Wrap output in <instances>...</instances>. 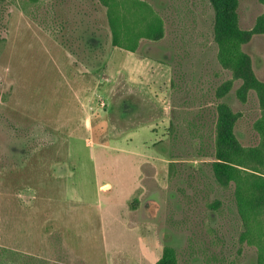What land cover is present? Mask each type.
<instances>
[{
	"label": "rangeland",
	"instance_id": "1",
	"mask_svg": "<svg viewBox=\"0 0 264 264\" xmlns=\"http://www.w3.org/2000/svg\"><path fill=\"white\" fill-rule=\"evenodd\" d=\"M141 1L164 36L131 53L112 46L98 0H0V264H156L164 246L178 264H256L231 190L208 193L181 164L173 174L186 151L170 126L197 113L212 137L222 102L238 115V143L256 147L262 103L254 91L239 97L242 80L218 64L209 0ZM263 16L264 0H236L247 66L264 84ZM133 153L138 185L121 162ZM118 185L129 195L108 199L103 214L98 190Z\"/></svg>",
	"mask_w": 264,
	"mask_h": 264
},
{
	"label": "trees",
	"instance_id": "2",
	"mask_svg": "<svg viewBox=\"0 0 264 264\" xmlns=\"http://www.w3.org/2000/svg\"><path fill=\"white\" fill-rule=\"evenodd\" d=\"M98 1L105 8L113 47L135 53L141 41L163 38V20L147 3L141 0ZM209 1L215 13L214 41L217 45L218 64L231 70L242 80L239 97H245L249 91H254L262 103L263 113L256 122L260 142L256 147L241 146L233 132L238 115L227 104L218 103L213 111L215 122L213 121L212 137L209 134L207 138L202 133L199 125L201 117L197 113L192 115L194 120L183 128L180 123L171 124L172 145H182L180 150L186 151L184 155L173 156L174 160L180 161L171 163L172 172H180L177 164H181L179 166H187L193 171L195 181L201 182L208 193L213 189H221L223 192L231 190L238 239L240 243L255 250L256 264H264V84L256 80L247 66L242 50L246 37L238 31L233 21L236 0ZM262 28L264 31V16ZM226 92L227 90L219 93L217 98L220 99ZM175 111L173 118L177 120L179 115ZM209 142H212V147ZM189 156L193 160L202 161L205 168L187 163L191 160ZM207 159L213 160L205 162ZM214 202L213 208L217 211L224 205L217 199ZM212 260L217 264H227L217 257H212ZM205 262L210 264L209 260ZM156 264H178L176 251L170 246H164L162 256Z\"/></svg>",
	"mask_w": 264,
	"mask_h": 264
},
{
	"label": "crops",
	"instance_id": "3",
	"mask_svg": "<svg viewBox=\"0 0 264 264\" xmlns=\"http://www.w3.org/2000/svg\"><path fill=\"white\" fill-rule=\"evenodd\" d=\"M144 127V126H143ZM146 128H151L153 127L152 125H147L145 126ZM144 127V128H145ZM153 133V130H151ZM144 148V147H143ZM131 150V149H130ZM146 150V149H145ZM147 151V150H146ZM135 154V153H133ZM138 154V153H137ZM137 154L135 155H130V156H123L122 158L124 159V161L121 162H128V165L131 167L132 171H133V175H132V179L130 181L136 183V185H138L137 183L139 181H141L142 179V170H141V166L138 161L139 158L137 156ZM140 162V161H139ZM144 162V161H143ZM144 164V163H143ZM109 188H112L113 185L112 184H108ZM119 187H121L120 185H118ZM123 189V190H121ZM121 189H116L113 193H109L108 192H104L103 194L100 193V191L98 190V196H97V204L100 207L101 210H104L103 214H105L106 210L108 211L109 209H107V203H109L108 199H113L114 197L117 198L118 195H124V197H126L127 195H129V192L131 191L128 187L127 190L124 191V188L121 187ZM113 204H115V202H112ZM104 204L105 207H103L102 205ZM111 205V204H110ZM109 206V205H108ZM110 208V207H109Z\"/></svg>",
	"mask_w": 264,
	"mask_h": 264
}]
</instances>
